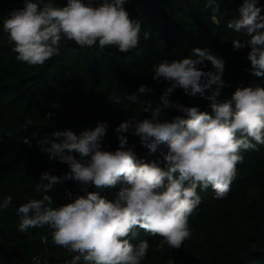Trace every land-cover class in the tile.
Returning <instances> with one entry per match:
<instances>
[{"label": "clouds", "instance_id": "1", "mask_svg": "<svg viewBox=\"0 0 264 264\" xmlns=\"http://www.w3.org/2000/svg\"><path fill=\"white\" fill-rule=\"evenodd\" d=\"M130 2L66 0L58 6L57 0H23L22 8L0 16V27L15 59L30 68L43 67L59 57L62 40L100 53L115 48L140 56L141 39H150V33L127 10ZM226 2L235 0H204L213 24L219 25L221 5ZM237 12L226 27L247 39H233L231 46L234 51L250 49V73L264 78V7L260 0H240ZM209 63L211 70H205ZM225 67L226 61L211 48L198 46L186 57L154 64L153 81L168 86L158 102L141 99L155 95V89L146 85L126 96L149 117L133 116L121 122L115 128L118 147L114 151L104 146L109 125L103 121L79 134L67 128L38 140L40 151L50 161L67 165L69 171L55 175L50 169L40 174L36 192L43 195L29 198L16 209L17 231L47 229L53 245L72 255L65 264H143L149 241L132 243L141 231L159 236L161 247L182 249L192 238L190 221L202 203L200 193L211 189L214 199H226L245 161L244 153L264 146V87L241 82L230 97L222 98V90L231 87L223 79ZM178 89L190 98L209 101L211 113L173 101ZM108 99L122 104L125 97ZM167 109L179 115L169 119ZM52 115L48 113L45 119L51 120ZM31 125L25 119V129ZM129 135L138 137L153 159H138L137 145L129 143ZM23 143L32 147L28 138ZM69 181L78 190L65 189L66 202L53 206L49 193ZM102 189L118 190L109 198ZM12 203L11 195L5 197L0 212ZM41 240L47 244L48 236ZM32 260L40 264V258ZM170 264H174L172 258Z\"/></svg>", "mask_w": 264, "mask_h": 264}, {"label": "trees", "instance_id": "2", "mask_svg": "<svg viewBox=\"0 0 264 264\" xmlns=\"http://www.w3.org/2000/svg\"><path fill=\"white\" fill-rule=\"evenodd\" d=\"M66 0H57L62 6ZM240 0L221 5L219 25L211 22V11L204 0H131L126 5L133 18L140 19L150 39H141V55L124 54L115 48L100 53L95 49H81L74 42L62 40V54L43 67H28L15 59L8 37L0 27V201L8 195L12 205L0 212V264H34L32 257L47 260L49 264H65L72 258L66 250L54 246L47 229H29L18 232L20 217L16 209L29 198H41L36 192L39 176L50 169L55 175L69 171L67 165L50 161L42 153L37 141L52 138L55 131L71 128L77 134L103 121L109 125L104 146L118 147L115 128L131 117L148 118L140 104L126 99L141 85L155 89V95L142 100L158 102L168 86L153 81L152 66L168 59L186 57L192 47H209L226 61L223 79L230 88L222 90V98L230 97L240 85L264 87V78L250 73L247 54L250 49L234 51L231 42L247 37L227 29V22L238 16ZM264 7V0H260ZM23 7V0H0V16L6 17L12 9ZM264 14V12H262ZM248 69V71H246ZM211 70V64L208 68ZM125 97L116 104L109 96ZM185 106H198L211 113L210 102L185 96L178 89L171 97ZM171 119L179 113L167 109ZM52 113V119L45 115ZM32 125L25 129L24 121ZM24 138L32 147L23 143ZM135 143L138 159H153L148 149L141 147L139 138L128 136ZM164 147V146H161ZM244 153L245 161L226 199H214L211 189L200 193L202 203L191 218L192 238L180 250L163 247L162 239L141 231L132 240H148L150 249L143 264H264V146ZM73 192L78 186L69 181L60 186L53 196L54 205L65 203L64 190ZM97 191V189H90ZM102 189L111 198L112 191ZM48 236V243L42 236Z\"/></svg>", "mask_w": 264, "mask_h": 264}, {"label": "built area", "instance_id": "3", "mask_svg": "<svg viewBox=\"0 0 264 264\" xmlns=\"http://www.w3.org/2000/svg\"><path fill=\"white\" fill-rule=\"evenodd\" d=\"M44 260L40 258V264H43ZM49 264V262H48Z\"/></svg>", "mask_w": 264, "mask_h": 264}]
</instances>
